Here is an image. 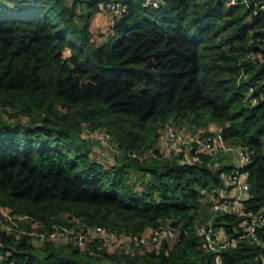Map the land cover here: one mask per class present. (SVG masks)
<instances>
[{
    "label": "trees",
    "instance_id": "1",
    "mask_svg": "<svg viewBox=\"0 0 264 264\" xmlns=\"http://www.w3.org/2000/svg\"><path fill=\"white\" fill-rule=\"evenodd\" d=\"M110 1L0 0V205L132 234L170 220L179 238L132 254L99 239L37 245L0 231L1 264H217L195 228L212 215L204 190L223 186L231 167L218 169L210 155L186 163L160 154L170 119L182 128L218 124L247 146L246 212L264 209V104H248L239 85L245 72L264 90V61L248 58L264 52V0H123L128 11L101 41L92 18ZM85 125L105 130L123 153L98 162ZM249 220L223 213L213 221L235 237ZM258 235L261 244L223 250V264H264V228Z\"/></svg>",
    "mask_w": 264,
    "mask_h": 264
},
{
    "label": "built area",
    "instance_id": "2",
    "mask_svg": "<svg viewBox=\"0 0 264 264\" xmlns=\"http://www.w3.org/2000/svg\"><path fill=\"white\" fill-rule=\"evenodd\" d=\"M228 1L237 2L236 0ZM144 3L160 7L164 4V0H144ZM263 7L264 3L261 5V8ZM105 10L108 12V19L104 31L108 34L114 33L116 20L128 11V4L123 0H111ZM248 58L264 61V52L250 50ZM257 83L264 84V73L259 76ZM239 85L245 90V100L248 104L251 106L264 104V90L257 84H253L245 72L240 75ZM188 129L179 127L173 119H170L164 126L161 136L168 140L169 149L160 150V154L169 158L178 156L181 162L186 163L198 162L202 160V155H210L216 158L215 165L218 169L224 167L221 159L224 154L230 153L235 156L234 166L229 172L223 174V186L204 190L203 201L211 205L212 215L208 220L199 222L195 228L202 236L206 249L215 253L216 263L223 264L221 258L223 250L235 246L244 239L253 244L262 243L258 232L264 228V209L254 213L246 212V203L251 197L252 189L246 169L251 162L250 153L247 146L227 140L218 124L212 123L207 128ZM85 132L93 139L102 140L106 144L103 149L112 155L123 153L119 145L111 142L110 135L105 130L90 131L85 125ZM97 161L105 164L102 157H97ZM223 213L248 214L250 220L244 223L243 233L233 237L224 227H216L214 217ZM0 231L13 234L18 238L27 236L29 241L37 245L53 240L61 243L72 242L85 247L99 239L109 251L132 254L143 253L156 248L163 242L170 243L179 238V230L171 224L170 220L148 228L142 234H132L118 232L99 224H89L80 217L47 222L29 214L14 213L10 208L2 205H0ZM4 260L6 257L0 254V264Z\"/></svg>",
    "mask_w": 264,
    "mask_h": 264
},
{
    "label": "crops",
    "instance_id": "3",
    "mask_svg": "<svg viewBox=\"0 0 264 264\" xmlns=\"http://www.w3.org/2000/svg\"><path fill=\"white\" fill-rule=\"evenodd\" d=\"M69 3L72 1V0H67ZM99 16H103V23L106 24V20L108 19V12L103 9L101 10L100 12L96 13L95 14V17L93 18V21H92V25H91V28L92 26L95 28L92 29L94 32H95V35L97 36V38H99L101 41H102V37H98L100 36L99 32H102L104 31V25L100 24V17ZM192 128H189L188 130H191ZM157 146H158V149L159 150H162V151H167L169 149V143H168V140L166 139V137H161L159 139V142L157 143ZM98 152H99V149H98ZM102 156V158L104 159L105 163H111L114 159V155H112L110 152L106 151V149H103V151L100 153ZM99 154V156H100ZM223 157V160H222V165L223 166H230L231 168L234 166V163H235V156L233 154H230V153H226L224 154Z\"/></svg>",
    "mask_w": 264,
    "mask_h": 264
},
{
    "label": "rangeland",
    "instance_id": "4",
    "mask_svg": "<svg viewBox=\"0 0 264 264\" xmlns=\"http://www.w3.org/2000/svg\"><path fill=\"white\" fill-rule=\"evenodd\" d=\"M72 2V1H71ZM80 8V7H79ZM84 12V11H83ZM16 14V13H15ZM95 17V14L93 15V18ZM100 17V24H102V25H104L105 23H103V16H99ZM93 18H92V21H93ZM107 21V20H106ZM105 26V25H104ZM95 28V26L93 27L92 26V29H94ZM99 33H101L100 31H98ZM103 32V31H102ZM102 39H104L105 40V36H103L102 37ZM95 140H96V145H97V148L99 149V152L97 151V153H98V155L97 156H99V154L103 151V148H104V146H106V144L102 141V140H100V139H98V138H95ZM101 154H100V158H101ZM221 159L223 160V157H221Z\"/></svg>",
    "mask_w": 264,
    "mask_h": 264
}]
</instances>
